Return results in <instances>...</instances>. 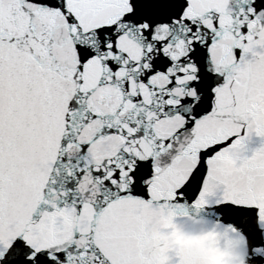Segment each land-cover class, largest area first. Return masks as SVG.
Segmentation results:
<instances>
[{
	"label": "snow or ice",
	"instance_id": "obj_1",
	"mask_svg": "<svg viewBox=\"0 0 264 264\" xmlns=\"http://www.w3.org/2000/svg\"><path fill=\"white\" fill-rule=\"evenodd\" d=\"M192 213L264 264V0H0V264H198Z\"/></svg>",
	"mask_w": 264,
	"mask_h": 264
},
{
	"label": "water",
	"instance_id": "obj_2",
	"mask_svg": "<svg viewBox=\"0 0 264 264\" xmlns=\"http://www.w3.org/2000/svg\"><path fill=\"white\" fill-rule=\"evenodd\" d=\"M257 121L260 117H256ZM191 203V201H188ZM175 227L169 231H159L153 239V245L159 248L175 250L191 254L198 264H214L210 258L211 252L223 253L225 259L231 257L232 264H236L234 253L236 252L235 242L227 238L214 240L205 235L214 225L212 217L195 213L190 217H179L174 221ZM163 236H168L164 239ZM169 240L173 241L175 246H169Z\"/></svg>",
	"mask_w": 264,
	"mask_h": 264
},
{
	"label": "clouds",
	"instance_id": "obj_3",
	"mask_svg": "<svg viewBox=\"0 0 264 264\" xmlns=\"http://www.w3.org/2000/svg\"><path fill=\"white\" fill-rule=\"evenodd\" d=\"M169 246L174 247L175 246L174 242L169 240ZM210 258L214 261V264H232L231 257L225 259L223 253L211 252Z\"/></svg>",
	"mask_w": 264,
	"mask_h": 264
}]
</instances>
